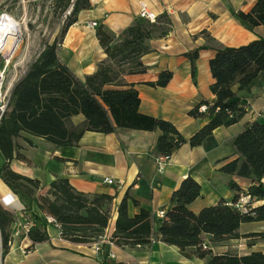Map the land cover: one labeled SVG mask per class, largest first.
<instances>
[{
    "label": "trees",
    "instance_id": "trees-1",
    "mask_svg": "<svg viewBox=\"0 0 264 264\" xmlns=\"http://www.w3.org/2000/svg\"><path fill=\"white\" fill-rule=\"evenodd\" d=\"M8 1L0 0V11ZM53 5L61 13L67 12L62 31L44 42L37 56L14 83L4 110H0V152L6 159L0 166V178L16 195L31 197L45 216L43 218L32 207L26 206L23 210L28 218L26 222H33L27 232L32 245L49 241L48 217L59 226L63 238L77 244H93L109 226L113 197L105 193L89 196L76 190L66 177H57L49 184L47 194L37 195L40 181L16 172L10 166L14 159H27L21 143L33 145L31 137H41L56 146H78L87 131L112 133L122 127L159 131L154 147L156 156L170 157L186 143L198 146L216 128L232 126L243 117L245 110L236 97L239 91L250 92L258 79H264V37L237 47L216 48V54L210 60L214 78L211 92L216 100L210 103L203 99L189 112L194 117H208L210 120L186 138L171 121L140 112L139 91L135 84L125 80L126 75L147 71L142 61L150 51L147 42L171 32L170 17L163 14L154 22L141 17L118 35L99 25L97 37L107 57L93 74L82 79L62 61L59 48L79 13L91 8V0H53ZM234 16L250 30L264 25V0H258L250 11H238ZM202 48L207 46L185 54L191 60L193 75ZM172 75L171 71L165 70L156 81L148 84L165 87ZM203 105L206 110L200 111ZM79 114L83 115V121L73 123V116ZM233 145L237 157L224 159L220 170L248 178L251 185L244 191L230 180L229 186L236 191L232 202L221 199L215 205L194 212L189 205L201 195V184L188 175L173 192L172 207L166 211L157 231L148 209L141 208L134 216L129 214L126 196L118 206L110 240L119 247L135 248L149 245L154 236H159L162 242L176 246L186 257L207 259L205 264H264L262 251L241 255L214 253L213 247L204 239L205 234L210 235L212 245L241 237L264 242V232L243 236L239 233L242 223L264 221V203L253 204L247 212L234 205L241 193L251 195L254 202L264 200V123H246L235 136ZM15 221L16 211L0 201V264L9 253ZM101 264L133 263H111L105 259Z\"/></svg>",
    "mask_w": 264,
    "mask_h": 264
},
{
    "label": "crops",
    "instance_id": "crops-1",
    "mask_svg": "<svg viewBox=\"0 0 264 264\" xmlns=\"http://www.w3.org/2000/svg\"><path fill=\"white\" fill-rule=\"evenodd\" d=\"M257 1L91 0V8L82 10L77 21L68 28L59 55L83 79L93 74L107 57L97 37L99 25L116 35L125 32L141 18V2H145L157 18L167 14L171 19V32L147 42L150 51L142 57L147 71L126 75L125 80L135 84L139 91L140 112L171 121L189 138L210 120L194 117L189 112L203 99L210 103L216 100L211 92L214 78L210 70L216 48L237 47L264 37V25L250 30L234 16L238 11H250ZM91 22L97 25L91 27ZM204 45L207 48L200 50L193 75L191 60L185 54ZM165 70L173 73L167 86L148 84L156 81ZM236 99L245 110L239 122L216 128L198 146L182 145L172 153L163 171L159 170L154 153L159 131L122 127L112 133L87 131L78 146H56L41 137H31L33 145L22 142V152L27 159H14L10 166L40 181L37 195L47 194L49 184L57 177H66L76 190L89 196L111 195V220L93 244L73 243L61 236L58 225L48 223L49 241L32 245L23 227L28 219L23 210L26 206L32 207L43 218L45 216L31 197L16 195L0 178V201L16 211L13 240L3 264H101L105 259L111 263L205 264L207 259L186 257L176 246L162 242L159 236H154L149 245L135 248L119 247L110 238L118 206L126 196L129 214L134 216L141 208L148 209L157 231L164 219L158 212L170 210L173 192L188 175L201 184V195L189 205L194 212L215 205L221 199L232 202L236 191L229 186L230 180L241 190L249 188L250 179L225 173L220 168L225 160L237 157L233 140L246 123H264V79H258L250 92L239 91ZM83 119L79 114L73 116L72 121L78 124ZM5 161V157L1 159L0 166ZM106 177L117 183H105ZM263 203L264 200H255V206ZM252 232H264V221L241 224L239 233L242 236ZM204 239L209 243L210 235L205 234ZM259 244L263 248L252 251L264 252V242ZM27 247L29 249L24 252Z\"/></svg>",
    "mask_w": 264,
    "mask_h": 264
},
{
    "label": "rangeland",
    "instance_id": "rangeland-1",
    "mask_svg": "<svg viewBox=\"0 0 264 264\" xmlns=\"http://www.w3.org/2000/svg\"><path fill=\"white\" fill-rule=\"evenodd\" d=\"M3 13L10 14L18 21L21 36L10 57L0 55V110H4L14 83L37 56L44 42L52 40L62 31L67 14L55 9L53 0H9L0 11V16ZM1 159H4V156L0 152V162ZM259 242L261 241L256 238H239L216 245L209 242V245L213 247L214 253L231 252L241 255L253 249H262ZM28 249L29 247L25 248L24 252Z\"/></svg>",
    "mask_w": 264,
    "mask_h": 264
},
{
    "label": "built area",
    "instance_id": "built-area-1",
    "mask_svg": "<svg viewBox=\"0 0 264 264\" xmlns=\"http://www.w3.org/2000/svg\"><path fill=\"white\" fill-rule=\"evenodd\" d=\"M140 15H141V17H144V18L150 20L151 22H154L157 19L156 14L149 9L148 5L145 2H141V4H140ZM96 25H97L96 22H91V24H90L91 27H94ZM205 110H206V106L205 105L200 107V111H205ZM169 159H170V157L166 156V155H159V156L156 157V161H157L158 168H159L160 171H163L165 169L166 164L169 161ZM104 182L107 183V184H113V185H115L117 183L113 178H110V177L104 178ZM253 203H254V198L251 197V195L245 194V193H241L239 195L238 200L235 202L234 205L239 210H241L242 212H247L250 209V207L253 205ZM158 214L160 216H165L166 211L165 210H160L158 212ZM47 222L48 223H53L54 220H53L52 217H48L47 218ZM32 225H33V222H31V221H27L24 224L23 227H24V230H25L26 234H27L28 230L31 228ZM204 248H207V246L204 245Z\"/></svg>",
    "mask_w": 264,
    "mask_h": 264
},
{
    "label": "bare ground",
    "instance_id": "bare-ground-1",
    "mask_svg": "<svg viewBox=\"0 0 264 264\" xmlns=\"http://www.w3.org/2000/svg\"><path fill=\"white\" fill-rule=\"evenodd\" d=\"M21 27L18 21L8 13L0 16V55L10 57L20 41Z\"/></svg>",
    "mask_w": 264,
    "mask_h": 264
},
{
    "label": "water",
    "instance_id": "water-1",
    "mask_svg": "<svg viewBox=\"0 0 264 264\" xmlns=\"http://www.w3.org/2000/svg\"><path fill=\"white\" fill-rule=\"evenodd\" d=\"M0 77H1V75H0Z\"/></svg>",
    "mask_w": 264,
    "mask_h": 264
}]
</instances>
